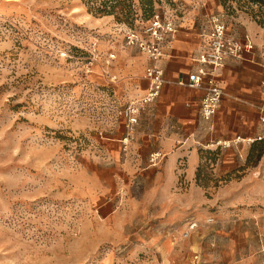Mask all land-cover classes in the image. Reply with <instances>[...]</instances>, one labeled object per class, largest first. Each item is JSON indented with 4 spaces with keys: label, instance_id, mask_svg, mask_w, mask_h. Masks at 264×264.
I'll list each match as a JSON object with an SVG mask.
<instances>
[{
    "label": "rangeland",
    "instance_id": "1",
    "mask_svg": "<svg viewBox=\"0 0 264 264\" xmlns=\"http://www.w3.org/2000/svg\"><path fill=\"white\" fill-rule=\"evenodd\" d=\"M119 3L108 14L104 0H0V264H264L251 234L238 260L220 243L236 225L223 224L230 203L264 205V174L252 170L264 143L234 154L197 144L194 174L170 176L137 130L124 144L119 115L149 85L150 59L128 29L148 39L153 12L179 28L220 12L233 30L241 19L264 29V0Z\"/></svg>",
    "mask_w": 264,
    "mask_h": 264
},
{
    "label": "crops",
    "instance_id": "2",
    "mask_svg": "<svg viewBox=\"0 0 264 264\" xmlns=\"http://www.w3.org/2000/svg\"><path fill=\"white\" fill-rule=\"evenodd\" d=\"M218 14L222 15L220 12L207 15L201 28L190 25V22L183 23L175 37L165 46L160 64L165 70L167 82L152 104L153 114L150 118L142 120L137 127V140L147 144L150 154H165L170 176H175L178 169L180 172H186L188 176L194 174L198 160L197 144L211 145L220 140H233L237 137L257 138L263 129L258 107L264 100V29L257 23L241 19L238 29L228 27L229 32L239 38L248 35L255 44V50L247 55L246 59L229 61L223 68L219 83L225 93L211 125L200 118V101L204 92L182 85L187 82L188 75L197 69L196 58L203 48V26L211 16ZM144 62V59L139 61L132 69H135V72L143 71ZM261 141L264 143V139ZM235 148L229 149L232 154ZM259 158L258 167H253L252 170L264 174V152ZM181 159L187 160L185 168H177ZM258 190L264 194V183L259 185ZM240 204L232 202L229 204L231 206L226 207L229 211L224 214L223 224L234 220L236 225L231 223V226H224L226 232L220 238L221 246L225 248L222 250L223 257L229 259L233 255L236 257L238 253L241 256L242 242L246 243L251 234L257 241L254 258H262L264 205L260 204L261 208L257 205L249 209L241 207ZM245 219L251 229L255 228L253 234L243 232L248 228ZM236 263L245 264L240 259Z\"/></svg>",
    "mask_w": 264,
    "mask_h": 264
},
{
    "label": "built area",
    "instance_id": "3",
    "mask_svg": "<svg viewBox=\"0 0 264 264\" xmlns=\"http://www.w3.org/2000/svg\"><path fill=\"white\" fill-rule=\"evenodd\" d=\"M178 24L174 19L163 18L160 14L154 15L148 24L146 39L139 31L128 29L126 39L128 45L136 46L146 52L150 59L146 72L149 86L146 94L138 100L128 103L119 111L120 117L126 122V134L123 138L125 145L130 143L140 124V115L146 107L151 106L161 94L163 86L167 82L165 70L160 61L164 55L166 44L171 41L178 31ZM203 48L196 58L197 69L188 75L187 82H181L189 88L202 90L200 101V118L211 125L220 108L224 89L219 83L223 68L229 61H241L255 50V44L246 35L244 38L231 34L228 23L223 15H213L202 28ZM259 120L262 124V132L257 138L217 141V145L228 148L242 141H255L264 139V100L259 105ZM160 153H153L151 160L155 161ZM195 223H191L189 229H193Z\"/></svg>",
    "mask_w": 264,
    "mask_h": 264
},
{
    "label": "trees",
    "instance_id": "4",
    "mask_svg": "<svg viewBox=\"0 0 264 264\" xmlns=\"http://www.w3.org/2000/svg\"><path fill=\"white\" fill-rule=\"evenodd\" d=\"M122 0H104L105 2V7H106V11L108 14H113V9L115 8V6H117L116 4H120L119 2H121ZM150 3L149 5H151L152 0H149ZM256 1H261V0H256ZM110 3V4H109ZM149 9H153L152 6ZM120 14H125L126 12V8H121V11L119 12ZM152 16H154V12L150 15L149 18H151Z\"/></svg>",
    "mask_w": 264,
    "mask_h": 264
}]
</instances>
